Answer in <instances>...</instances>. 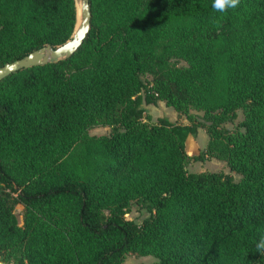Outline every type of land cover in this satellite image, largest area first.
Wrapping results in <instances>:
<instances>
[{
  "label": "trees",
  "instance_id": "trees-1",
  "mask_svg": "<svg viewBox=\"0 0 264 264\" xmlns=\"http://www.w3.org/2000/svg\"><path fill=\"white\" fill-rule=\"evenodd\" d=\"M88 2L70 58L0 81V258L264 264V0L226 13L213 0ZM76 24L75 0H0V68L63 45ZM159 101L189 124L151 122L144 105ZM199 129L239 179L187 170L205 160L186 151Z\"/></svg>",
  "mask_w": 264,
  "mask_h": 264
},
{
  "label": "rangeland",
  "instance_id": "rangeland-1",
  "mask_svg": "<svg viewBox=\"0 0 264 264\" xmlns=\"http://www.w3.org/2000/svg\"><path fill=\"white\" fill-rule=\"evenodd\" d=\"M78 3V8L80 6V0H77ZM79 23V21H78ZM145 79L147 81H151L150 76H146ZM144 108L147 110V114L151 116V122H156L159 117L157 116V112H159L160 109H157V107L154 106H146L144 105ZM164 109V108H162ZM168 111L174 112L172 108L167 109ZM193 114H196L198 117L202 116V113L194 112L192 111ZM238 119L233 122L226 124V127L230 130H233L235 126L237 125L238 122H240L243 118L242 112L238 111ZM166 118L169 120L168 116H165V113L163 112L162 114H158V116ZM172 122H175L176 124H189V122L186 120L185 117H179L176 116L175 119L172 118ZM200 132V135H196L195 138H190L186 142V151L188 154L191 156H198L201 153H204V161H199V162H194L191 161L188 166L187 170L189 172L193 173H198V172H203V171H215V172H224L226 174H231L236 180L239 179V176L233 172H231L224 161H221L219 159L213 158L210 155L205 154L207 142H208V136L205 133L203 129L198 130ZM109 132L108 127H95L91 128L88 133L89 135H94V136H102V135H107ZM22 212H23V207L22 205L18 204L15 209V213L18 215L19 219H22ZM147 216L146 213L140 212L137 210L136 205H132L128 211V214L126 215L127 219L134 220L137 223H140L145 217ZM20 225H22V221L20 222ZM156 261L155 258L153 257H141L135 254H127L125 257V262L124 264H152Z\"/></svg>",
  "mask_w": 264,
  "mask_h": 264
},
{
  "label": "water",
  "instance_id": "water-1",
  "mask_svg": "<svg viewBox=\"0 0 264 264\" xmlns=\"http://www.w3.org/2000/svg\"><path fill=\"white\" fill-rule=\"evenodd\" d=\"M75 1L77 24L70 40L63 45L54 48L51 46H45L39 50L31 52L19 60L5 64L0 68V81L23 69L43 66L68 59L80 48L89 32L91 15L88 0H80L79 8L77 0Z\"/></svg>",
  "mask_w": 264,
  "mask_h": 264
},
{
  "label": "clouds",
  "instance_id": "clouds-1",
  "mask_svg": "<svg viewBox=\"0 0 264 264\" xmlns=\"http://www.w3.org/2000/svg\"><path fill=\"white\" fill-rule=\"evenodd\" d=\"M241 0H213L212 8L219 13H226L229 9H236L240 6ZM256 252L260 255H264V236L255 243ZM0 264H6L3 258H0Z\"/></svg>",
  "mask_w": 264,
  "mask_h": 264
},
{
  "label": "crops",
  "instance_id": "crops-1",
  "mask_svg": "<svg viewBox=\"0 0 264 264\" xmlns=\"http://www.w3.org/2000/svg\"><path fill=\"white\" fill-rule=\"evenodd\" d=\"M154 107H157V109H160L159 110V112H157L158 114L160 113V114H162L163 112L165 113V116H168L169 117V121L171 122V123H175V122H172V118H174L175 119V117L177 116V113L174 111V112H172V111H168L167 109H169L170 107H167L163 102H161V101H159L158 103H157V105L156 106H154ZM162 108H164V109H162ZM158 114H157V116L156 117H159V118H163V117H161V115L160 116H158ZM197 135L199 136L200 135V132L198 131V133H197ZM190 138H193V137H188V139H187V141L190 139ZM186 141V142H187ZM190 155V154H189Z\"/></svg>",
  "mask_w": 264,
  "mask_h": 264
}]
</instances>
